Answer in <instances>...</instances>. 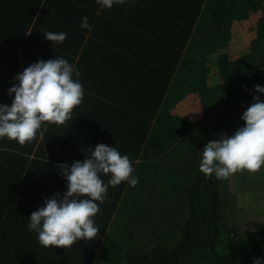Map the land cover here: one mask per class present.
I'll return each mask as SVG.
<instances>
[{
  "label": "trees",
  "instance_id": "obj_1",
  "mask_svg": "<svg viewBox=\"0 0 264 264\" xmlns=\"http://www.w3.org/2000/svg\"><path fill=\"white\" fill-rule=\"evenodd\" d=\"M258 7L249 0H117L111 9L100 10L96 0H0V103L11 106L14 94L9 97L7 90L18 83V73L59 55L78 69L84 89L81 104L63 124L43 122L23 145L0 139V264H264V230L240 237L229 199L222 195L220 184L231 175L206 176L200 162L196 170L186 171L185 149L171 157L165 152L187 130L181 124L188 116L171 113L170 99H165L184 57L190 72L182 94L171 98L177 103L188 95L199 97L198 128L204 132L184 141L198 144L218 140L221 133L231 136L244 125L240 117L253 95L264 100V94L254 91L255 85L264 86V58L253 59L264 44V19L248 28L256 29L249 32L255 39L251 43L242 45L237 35L228 33L237 26L234 20ZM203 14L223 34L206 44L216 55L198 61L203 51L187 50V45ZM85 16L91 29L80 26ZM43 31L65 32L67 38L54 46ZM230 51L240 57L231 60ZM196 65L200 72L192 70ZM98 144L116 146L127 155L138 183L108 187L94 217L100 229L94 239H80L67 249L41 246L37 234L28 230V217L45 197L67 191L63 165L83 162ZM173 161L184 170L174 168ZM154 162L178 182L160 187L150 175ZM248 172L232 177L237 180ZM110 175L101 174V179L107 183ZM143 178H150L148 190L141 187ZM124 191L125 200L136 201L129 210L136 214L127 222L114 220L116 241L110 249L104 236ZM145 193L159 198L171 215L161 216L160 208L141 213ZM159 226L172 230L164 234L170 235V244H154Z\"/></svg>",
  "mask_w": 264,
  "mask_h": 264
},
{
  "label": "clouds",
  "instance_id": "obj_2",
  "mask_svg": "<svg viewBox=\"0 0 264 264\" xmlns=\"http://www.w3.org/2000/svg\"><path fill=\"white\" fill-rule=\"evenodd\" d=\"M100 10L111 9L117 0H96ZM123 4L126 0H118ZM81 28L91 29L82 17ZM54 46L67 38L65 32L43 31ZM75 77V78H74ZM79 71L63 56L39 60L18 73L17 84L7 90L14 98L11 106L0 103V139L7 138L23 145L41 129L43 122L63 124L71 119L74 108L81 104L84 89ZM255 93L264 94V86L255 85ZM244 125L234 134L221 133L202 150L199 169L206 176L227 178L240 170L259 171L264 166V100L253 95V103L240 117ZM67 191L45 197L43 206L28 217V230L37 234L41 246L70 248L80 240H92L99 233L94 217L100 212L108 187L127 183L135 187L132 162L117 147L98 144L83 162L63 165ZM101 174H111L108 182ZM254 264H262L254 260Z\"/></svg>",
  "mask_w": 264,
  "mask_h": 264
},
{
  "label": "rangeland",
  "instance_id": "obj_3",
  "mask_svg": "<svg viewBox=\"0 0 264 264\" xmlns=\"http://www.w3.org/2000/svg\"><path fill=\"white\" fill-rule=\"evenodd\" d=\"M250 3H258L260 7L256 8L255 12H251L250 14L254 15H246L241 17L240 19H236L233 22V25L237 24L234 28H231L228 30V33L230 35H237L239 37V41H244L246 43H251L255 39H253V35L250 34L248 28L252 26L253 23H256V20L259 18L264 19V1H258V0H249ZM253 5V4H252ZM244 11L243 8H241V12ZM221 29L215 28L213 21L205 14L202 15L199 23L197 26H195V30L193 31V34L190 37L189 44L187 45V50L192 47V49H201L203 52V56L199 55L200 58L198 57V61L202 60V57H209V56H214L216 55L215 52L212 51V48H210L206 45L210 43V41H216L220 34ZM251 35V36H250ZM261 41H264L263 38H261ZM202 41V43H200ZM238 41V40H237ZM260 41L256 40V43H259ZM204 44V45H201ZM200 45V46H199ZM208 47V48H207ZM262 50L259 52L254 53L253 59L255 60H260V58H264V44L261 45ZM207 49V50H206ZM237 52V51H236ZM248 52V51H247ZM228 52L231 60L237 59L240 57V54L238 53H233L232 55ZM185 57L181 61L180 66H178L177 71L175 72L173 76V81H172V86H171V91H167L165 95V99H168L167 103V108L171 110V113L174 115L180 114L181 116H188V120H184L183 125L184 128L187 130L184 132L183 136L179 138V140L176 142L173 140L168 146H166L168 149H166L165 152H168L167 157H171L172 155H178L181 151V149L184 151L185 149V155L183 154V159L186 160L184 161V166L186 171H191V169L196 170L198 167V164L200 162V159L202 157V150L204 148V145H206L210 140H206L203 143V140L199 142L198 144H195V141H191L188 139L187 141H184L183 139L189 136L190 134L196 135V136H201L204 134L202 131V128L199 129L198 126L200 118H201V109H200V104H199V97L196 94L188 95L187 98H184L183 100H179L177 103L173 102V99L171 97H176L182 94L183 92V87H185V83L187 81L186 77L190 71H188L189 68V62H187ZM186 63V64H185ZM202 64V63H201ZM191 66H193L191 64ZM200 65H196L192 70L200 72L199 67ZM176 82V83H175ZM170 92V93H169ZM185 108V110H184ZM164 111L161 110V112ZM172 114V115H173ZM189 121V122H188ZM207 142V143H206ZM204 145H201V144ZM188 144V146H187ZM172 146H175L172 150L170 149ZM187 146V147H186ZM190 148L191 151H187ZM195 150L193 153L192 150ZM164 152V150H163ZM191 154V155H190ZM171 155V156H170ZM175 161L172 162V166L178 171H181L183 168H181V163L179 162L178 164L174 163ZM158 163L157 166H155V162L152 163L151 168H150V175L156 178L154 180L160 181V187L162 186H172L173 184L175 185L176 182H178V179L174 178L171 173H162L160 168H158ZM184 170V169H183ZM235 173L231 174L228 180L226 182L228 183H223L220 184V189L224 190L221 191L222 195H224L225 198H228L229 201L228 204H230L231 208V216L233 217L234 220L237 221L238 228L240 237L245 238L251 232L254 231H260L264 230V166L257 171V172H248V174L238 176L239 178L235 180L232 176ZM149 179L150 178H143L142 179V189L148 190V187L150 186L149 184ZM130 193L133 192V189L129 190ZM146 192V191H145ZM167 191L163 192L165 194ZM125 197L121 198L120 202L118 203L116 209L114 210V217L113 218V225L110 230L106 231V234L104 236V240H109L107 247L112 248L113 243L112 241H116V238L114 237L113 234L117 233L114 228V220L120 221L121 222H127L130 220L132 217L131 215H135L136 212L134 211H129L130 207H133L132 205V199L130 200H125L127 197V192L124 191ZM142 200V212L145 214H151L154 212V210H157V208H160L159 211L162 212L161 216L164 215L166 218H168V215H171L167 213L160 205L159 198L152 196V195H147ZM161 198L171 200L170 198L166 196H162ZM160 198V199H161ZM138 201V199H137ZM122 203H124V207L122 206ZM133 203L136 204V201H133ZM139 204V201L137 202ZM234 205V206H232ZM138 214V213H137ZM139 215V214H138ZM131 216V217H130ZM173 216V215H172ZM145 227V226H144ZM172 232V230L167 227V226H159L157 228V231L154 234L153 242L156 244V246H162V245H167L171 243V238L170 235H164V234H170L169 232ZM160 234V237H159ZM155 240V241H154Z\"/></svg>",
  "mask_w": 264,
  "mask_h": 264
},
{
  "label": "crops",
  "instance_id": "obj_4",
  "mask_svg": "<svg viewBox=\"0 0 264 264\" xmlns=\"http://www.w3.org/2000/svg\"><path fill=\"white\" fill-rule=\"evenodd\" d=\"M262 1H264V0H262ZM255 10H256V9H254L253 12H255ZM250 15L252 16V15H254V13H253V14H250ZM254 25H255V24L253 23L252 26H254ZM252 26H250V27H252ZM250 27H249V28H250ZM253 31H256V29H250V32H253ZM239 42H240L242 45L244 44V41H241V40H240Z\"/></svg>",
  "mask_w": 264,
  "mask_h": 264
}]
</instances>
